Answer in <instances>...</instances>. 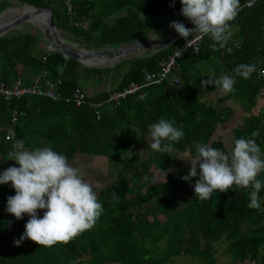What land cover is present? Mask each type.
<instances>
[{
    "label": "trees",
    "instance_id": "16d2710c",
    "mask_svg": "<svg viewBox=\"0 0 264 264\" xmlns=\"http://www.w3.org/2000/svg\"><path fill=\"white\" fill-rule=\"evenodd\" d=\"M19 1L51 8L55 16L63 18L66 29L94 48L136 41L148 32L143 21L148 22L154 17L156 21L158 15L170 22L184 18L180 13V0H75L73 17L65 10V0ZM248 1L251 0H240L241 12L236 20L229 22L242 26L245 39L240 48H233L231 52L227 47L214 51L209 47L210 37L205 36L199 53L182 57L175 72L180 77L179 83L166 80L150 85L143 90L144 98L130 96L119 105L109 100L111 91L101 86L111 73L107 71L109 68H83L80 62L66 58L61 52H49L40 46L41 37L37 33L20 30L16 35L0 37V79L12 83L21 75L29 85L35 76L44 73L45 78L58 85L63 97L71 95L77 88L86 94L85 103L81 105L67 104L64 98L54 100L41 94L12 101L0 98V127L6 124L15 129L16 140L23 139L24 146L30 149L43 147V137L46 146L69 159L78 152L93 154L106 157L108 166L115 164L117 167L115 182L98 195L104 210L94 225L69 241L57 242L50 247L40 246L30 239L19 246L14 245V239L23 233L29 218L23 215L22 219H17L6 211L7 197L15 191L11 182L0 184V264H72L73 261L76 264H172L184 255L191 256L196 264H216V245L220 242L227 243L224 252L233 263L264 264V208L247 207L248 191L243 188L216 191L205 201L196 199L195 195L186 206L178 208L176 198L168 195L169 190L179 191L196 178L185 181L180 177L187 171L171 172L176 159L174 151L159 153L148 147L151 143L149 125L160 117L174 120L176 126L183 129L184 135L173 145L174 150L190 149L194 154L193 145L209 142L217 123L230 115L229 109L220 111L217 105L201 100V94L213 86H205L199 75L190 72L194 65L200 70V63L210 60L208 49L212 50L211 57L220 59V65L229 73L240 63L256 64L255 57L264 69V57L261 58L264 0L252 6L246 5ZM10 5L9 1L1 2L0 11ZM123 8L132 12L130 23H126L128 26L123 25L122 17H116L112 26L101 19L102 15H116ZM75 16L77 19L87 16L89 27L71 26L70 19ZM159 18L155 24L163 22ZM185 26L194 27L193 24ZM130 29L135 33L130 34ZM258 47L260 51L257 52ZM173 49L174 46H170L148 58L127 60V75L118 90L131 82L143 83L144 72H156L161 60ZM18 64L24 66L21 72L17 70ZM121 64L116 67L120 68ZM83 71L89 79H98L90 94L86 85H80L78 77ZM86 80L88 78H83L84 84ZM237 81H241L237 85V90L240 88L238 96L251 110L264 81H258L254 72L248 79ZM14 110L25 112L16 125L11 122ZM253 132L257 133L254 139L264 151V111L261 116L254 117L250 128L237 131L235 137H251ZM12 144L0 130L3 159L9 158ZM145 151L148 152L146 157L143 156ZM3 169L0 162V170ZM164 170L168 180L153 183L151 178L155 173L164 174ZM257 178L264 180V171L258 173ZM259 195L264 197V189Z\"/></svg>",
    "mask_w": 264,
    "mask_h": 264
},
{
    "label": "clouds",
    "instance_id": "9594fccd",
    "mask_svg": "<svg viewBox=\"0 0 264 264\" xmlns=\"http://www.w3.org/2000/svg\"><path fill=\"white\" fill-rule=\"evenodd\" d=\"M180 3V13L194 27L188 28L178 20L171 21L170 27L186 40V46H191L188 38L193 33H199L210 37L212 43L209 47L214 51L226 48L231 37L229 22L236 17L240 0H180ZM227 51L231 52L232 48L227 47ZM254 71L255 64L240 63L233 68V74L208 75L209 78L201 83L214 85L220 93L228 94L234 91L237 77L248 79ZM258 75H264V69ZM149 133L151 143L148 147L159 153L173 152V145L184 135L183 129L177 127L174 120L164 117L149 125ZM256 135L253 132L251 137L233 138L227 150L213 147L210 142L195 143L193 155H179L191 164L188 172L180 178L185 181L196 178L193 184L196 199L205 201L211 199L216 191L243 188L248 191L247 207L264 208V197L259 195L264 189V180L257 178L258 173L264 171V151L254 139ZM24 144L23 139L15 138L9 153V159L19 166L0 170V184L11 182L15 191L14 195L7 197L6 211L17 219H22L25 213L29 216L23 233L14 239V245L19 246L30 239L40 246L50 247L90 229L104 210L93 184L62 153L48 146L27 149ZM166 174L164 170L165 177ZM151 181L159 182L155 176ZM113 198H116L115 193ZM38 209L44 210L42 216Z\"/></svg>",
    "mask_w": 264,
    "mask_h": 264
},
{
    "label": "crops",
    "instance_id": "0c3cea01",
    "mask_svg": "<svg viewBox=\"0 0 264 264\" xmlns=\"http://www.w3.org/2000/svg\"><path fill=\"white\" fill-rule=\"evenodd\" d=\"M7 1H9L11 5L9 7H7L6 9H8L12 6L15 7L14 1H17V0H0V3L1 2H7ZM66 1H68V0H65V2ZM74 1L75 0H71L72 6L74 5ZM65 2H64V6H65ZM6 9H4V10H6ZM65 10H66V7H65ZM74 10H75V7H74L71 14H69L68 12H67V14H69L71 17H73L72 15H74ZM1 13H2V11H0V17L4 15V13H2V14ZM53 14H54V12H53ZM129 16H132V12L128 11L127 8H123L116 15H109V14L102 15L101 19H103V21H105L109 26H112V25H114V22L117 19L116 17H118V18L122 17L123 25L124 24L127 25L126 23H130V21H131V18ZM159 17H161L163 19V22L160 25L155 24L160 20ZM156 18H158L156 21H155V17L153 19L150 18V20H148V22H147V20H145V22L143 21V24L146 23V26L148 27V32H145V34H142L141 35L142 37L140 36L141 38L137 39L136 41H131L129 43H123L121 45L106 44L107 46H101L99 48H94L85 39H83L79 36H76L73 32L69 31V29H66L63 25V22H64L63 18H60L59 16H55V14H54V19H55V22L57 25V29H58V32L61 35V37L64 38V40H66L69 43L76 44L78 47H84L88 50L109 48L112 46H124V45H128V44L137 42V41L142 40V39H153V38L165 39L171 34V30L173 28H170L167 23L165 24V22L168 18H166L164 16H159V15ZM4 19H5V17L3 16V20ZM89 24H90V20L87 16H84L81 19H77L75 16V18L70 19V25L74 26L76 28L86 29L87 27H89ZM129 26H132V24H130ZM20 27H22V26H20ZM20 27L15 28L11 31H8L3 36H5L7 34L16 35V33L18 31H20L19 30V29H21ZM25 31L36 33L34 30H30L29 28H26ZM229 31L231 32V37H230L226 47H231L232 49L233 48H240L239 46H241L242 42L245 39L243 36V33H242L243 32L242 26L236 22L230 23ZM134 33H135V30L130 29V34H134ZM37 34L39 35V33H37ZM96 34H100V33L96 32ZM40 37H41L40 46L48 48L43 36H40ZM182 40H183V38L179 37V35H178L177 40L175 42H173L172 44H170L168 47H165V48L160 49V50H142L140 52H137L134 56H132L130 58H127V59H124L120 62L114 63L112 66L97 67V66H90V65H86V64H82V63L81 64H82L83 68H101V67L109 68L107 71H111V73L109 74V76L106 79L103 80L101 86L105 87L108 90V92H110V91L115 92V91H119L118 88L121 87L120 84L127 75V73H126V70L128 69L127 68V62H126L127 60H136L139 58H148V57L152 56L153 54L157 53L158 51H163V50L166 51L167 48H169L170 46H174L176 43H180ZM103 43H105V41ZM207 51L209 53L210 60L201 62L199 65L200 70H197L196 69L197 65H194V70L190 71L193 73V75H195V76L199 75V77H201L203 80H207L209 78L208 75H211L213 77H218V76L224 75V74H229V75L233 74V73H229V70H227V68L225 69L223 66L220 65V62H219L220 59L218 60L215 57L214 58L211 57L212 50L208 49ZM258 51H260V47L257 48V52ZM263 53H264V48L261 49V58L264 57ZM255 61L257 62V63L255 62L256 68H262L260 65H258V62L260 61L258 57H255ZM119 63H122L120 68H119V66L116 67L117 64H119ZM23 67L24 66L22 64H18L17 70L19 72H21ZM178 69L179 68H177V70ZM62 71L63 70H61V73L63 75ZM80 74L81 75L78 77L80 79V85L81 86L86 85L87 88H89L88 93L90 94L91 92H93L95 90L94 85L98 83V79L97 78L89 79L88 75H86V73L84 71L81 72ZM254 76L256 77V79L258 81H260V82L264 81V78H260L257 75L256 71H254ZM83 78H85V79L88 78V80H86L87 81L86 84L83 83ZM236 79H241V78L237 77ZM261 79H263V80H261ZM29 82H30V80H29ZM240 83H241V81H237V83L234 84V91L230 92L228 94L220 93L214 85L212 88H210L209 91L203 92L201 94V97H202L201 100L202 101H207L208 103H213L214 105H217V108L220 111L223 109H229V111H230V115L225 117L224 120L217 123V125L215 126L214 132H213V134L210 138V141H209L210 143H212L213 147H219V148H222L225 150L230 149L233 138H236L235 135H236L237 131H245L248 128H250L253 124L254 117L261 116L262 112L264 111V85H262L263 87H260V93L258 94L256 104L254 105V107L251 110H249L247 108V106L245 105L244 101L241 100L240 97L238 96V93L240 92V88L238 87V90H237V85ZM221 141H222V143H221ZM42 142L45 144L44 146H46V141L43 139V137H42ZM25 148L30 149L29 147H26V146H25ZM146 152L147 151H145V153ZM174 153H175L176 159H175V162L172 166L171 172H174V173H179V172H184V171L188 172L189 168L191 167L190 162L187 159L179 158V155L182 157L191 156V155H193L191 150L190 149H187L186 151L174 150ZM9 158L3 159V157L0 155V162H2L4 169H6L7 167L12 166V165L19 166L16 164V162L14 160L9 159ZM69 163L74 168L78 169L79 173L81 175H83V177L85 179L90 181L93 184V186L97 185L96 187L98 189V195L100 194V192L102 190L109 188L115 182L114 181V179H115L114 175H115V171L117 170V167H115V164H110L108 166V164H106L107 162L105 161V158L103 156H94L93 154H81V153H79V154L75 155L74 158L69 159ZM155 175L159 181L157 183H163V182H166L168 180L167 175H166V177L164 174H155ZM193 184H194V182L189 183L187 185V187H185L179 191L169 190L170 191L168 194L169 196H171L173 192H180L181 194H184V192H185L186 194H189L188 195L189 197H188V200L186 201V204L181 206V202H177L178 208L186 206L189 203V201L196 195L194 193V190H193ZM23 215L26 216V214H23ZM27 218H29V217H27Z\"/></svg>",
    "mask_w": 264,
    "mask_h": 264
},
{
    "label": "built area",
    "instance_id": "2783aa9c",
    "mask_svg": "<svg viewBox=\"0 0 264 264\" xmlns=\"http://www.w3.org/2000/svg\"><path fill=\"white\" fill-rule=\"evenodd\" d=\"M261 0H251L246 3V5H254ZM66 10L69 14L73 11V6L71 0L65 2ZM242 7H240L236 17V20L241 12ZM232 20V21H234ZM206 35H201L199 33H193L190 36L189 44L191 46H186V40H183L180 43H176L174 45L173 51L161 62L159 63V69L156 72H144V82L137 83L131 82L129 86L123 88L122 90L111 92L109 95V100L116 102V104H120V102L127 98L128 96H135L138 95L140 98L145 96L144 88L150 85H158L163 83L166 80H170L172 83H179L180 77L176 76L175 72L178 68L180 60L184 56V54L188 53H199L203 40ZM257 69L256 73L261 70ZM260 78H264V75H258ZM62 79L60 78L58 81L60 82ZM46 95L48 97L53 98L54 100H60L62 98L65 99L67 104L75 102L77 105H81L85 103L86 94L80 88H77L72 92L71 95L63 97L58 91V85L50 81L49 79L45 78L44 73H41L33 79L32 83L29 85H25L24 78L19 75L12 83H7L5 80L0 79V98L4 99L5 101H12L13 99H20L26 95ZM25 113L23 111L14 110L11 122L16 125L19 121L20 117L24 116ZM0 130L4 132L5 138L8 141H15L16 138V131L12 127L3 124L0 127Z\"/></svg>",
    "mask_w": 264,
    "mask_h": 264
},
{
    "label": "water",
    "instance_id": "95a60500",
    "mask_svg": "<svg viewBox=\"0 0 264 264\" xmlns=\"http://www.w3.org/2000/svg\"><path fill=\"white\" fill-rule=\"evenodd\" d=\"M31 6L35 8L34 14L43 15L46 18L45 28L44 29L40 28V29L42 31L43 38L45 39V42L47 43L49 50L61 52L63 56H65L66 58H72L82 64H86L90 66L107 67L116 62L130 58L134 56L137 52H140L142 50L163 49L165 47H168L173 42H175L179 35L175 31V29H172L171 34L165 39H156V38L142 39L137 42L124 46H112L109 48L88 50L84 47H78L76 44L69 43L66 40H64V38L61 37L57 29L53 11L50 8H42L34 5ZM32 16H33L32 13H23L17 15L13 19H10L9 22L4 24L3 26H0V37L3 36L8 31L18 28L22 26V24L31 21ZM180 22L184 23L185 25L192 24L190 20L186 17H184ZM88 62H93V63H88Z\"/></svg>",
    "mask_w": 264,
    "mask_h": 264
},
{
    "label": "rangeland",
    "instance_id": "374dc122",
    "mask_svg": "<svg viewBox=\"0 0 264 264\" xmlns=\"http://www.w3.org/2000/svg\"><path fill=\"white\" fill-rule=\"evenodd\" d=\"M24 5L25 4L23 2H20L19 0L14 1V6H16V7H14L13 9L18 8V7H23ZM168 22H170L169 19L166 21V23H168ZM20 28L21 29H19V30H25L26 28H29L30 30H34L36 33H39V36H43L40 27L32 24L31 21L22 24V27H20ZM29 134L33 136V133H29ZM44 145H43V147H44ZM147 155H148L147 152L143 153L144 157H146ZM125 156L127 157L128 155L126 154ZM104 158H105V161H106L107 160L106 157H104ZM155 174H159V173H155ZM155 177H156V175H155ZM96 186L97 185H95L94 188L96 189L97 195H98V189H97ZM172 195L175 196L177 202H181V206L186 204V201L188 200V197H189L188 196L189 194H186L185 192H184V194H181L180 192H173ZM37 211L42 216L44 210L38 209ZM25 214H26V216H28L27 213H25ZM226 245H227V243H225V242L217 243L216 247H217L218 251L215 254L216 255V260H217L216 264H239V263H233L231 258L228 255H226V253L224 252L225 251L224 248L226 247ZM196 263L197 262L191 256L184 255V256L176 258L175 262L172 263V264H196ZM248 264H250V263H248Z\"/></svg>",
    "mask_w": 264,
    "mask_h": 264
},
{
    "label": "bare ground",
    "instance_id": "6f19581e",
    "mask_svg": "<svg viewBox=\"0 0 264 264\" xmlns=\"http://www.w3.org/2000/svg\"><path fill=\"white\" fill-rule=\"evenodd\" d=\"M16 7V6H15ZM14 7H10L8 9H6V11H2L4 13V17L5 19L3 20V16L0 17V26H3L4 24H6L7 22L10 21V19L16 17L19 14H23V13H32V19L31 22L32 24L40 27L41 29H44L46 26V18L43 15H36L35 13V8L33 6L25 4L23 7H18L13 9ZM25 11V12H24ZM105 60V59H103ZM98 62V61H97ZM88 63H93V62H88ZM97 64V63H95ZM60 93V92H59Z\"/></svg>",
    "mask_w": 264,
    "mask_h": 264
}]
</instances>
